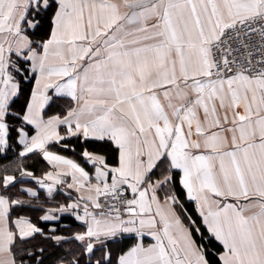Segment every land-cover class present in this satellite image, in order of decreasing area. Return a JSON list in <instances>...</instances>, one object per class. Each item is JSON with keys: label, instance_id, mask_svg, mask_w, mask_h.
I'll return each mask as SVG.
<instances>
[{"label": "snow or ice", "instance_id": "6c2138e0", "mask_svg": "<svg viewBox=\"0 0 264 264\" xmlns=\"http://www.w3.org/2000/svg\"><path fill=\"white\" fill-rule=\"evenodd\" d=\"M0 160V264H264V0H0Z\"/></svg>", "mask_w": 264, "mask_h": 264}, {"label": "trees", "instance_id": "16d2710c", "mask_svg": "<svg viewBox=\"0 0 264 264\" xmlns=\"http://www.w3.org/2000/svg\"><path fill=\"white\" fill-rule=\"evenodd\" d=\"M61 107H63V106H61ZM7 162H8L7 160H0V165L5 164ZM26 166L29 167L30 169H35L37 174H39V166L35 165L32 161H30V160L27 161ZM59 199H61V197L58 196L57 200H59ZM189 211L192 212V208L191 207H189ZM36 215H37L36 213H33V218L34 219H35ZM212 244H215V241H212ZM208 246L211 247L212 245H208Z\"/></svg>", "mask_w": 264, "mask_h": 264}, {"label": "crops", "instance_id": "0c3cea01", "mask_svg": "<svg viewBox=\"0 0 264 264\" xmlns=\"http://www.w3.org/2000/svg\"><path fill=\"white\" fill-rule=\"evenodd\" d=\"M145 241H146V243H147V241H148V238H145Z\"/></svg>", "mask_w": 264, "mask_h": 264}]
</instances>
